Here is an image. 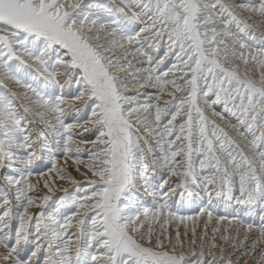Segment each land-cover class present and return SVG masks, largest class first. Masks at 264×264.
Returning a JSON list of instances; mask_svg holds the SVG:
<instances>
[{
	"label": "snow or ice",
	"instance_id": "snow-or-ice-1",
	"mask_svg": "<svg viewBox=\"0 0 264 264\" xmlns=\"http://www.w3.org/2000/svg\"><path fill=\"white\" fill-rule=\"evenodd\" d=\"M261 245L264 0H0V264Z\"/></svg>",
	"mask_w": 264,
	"mask_h": 264
},
{
	"label": "bare ground",
	"instance_id": "bare-ground-1",
	"mask_svg": "<svg viewBox=\"0 0 264 264\" xmlns=\"http://www.w3.org/2000/svg\"><path fill=\"white\" fill-rule=\"evenodd\" d=\"M118 1V0H117ZM35 182V181H34ZM261 247H264V245H261ZM257 251H259V249H257ZM239 255V254H237ZM248 264H253V261L252 260H249Z\"/></svg>",
	"mask_w": 264,
	"mask_h": 264
},
{
	"label": "rangeland",
	"instance_id": "rangeland-1",
	"mask_svg": "<svg viewBox=\"0 0 264 264\" xmlns=\"http://www.w3.org/2000/svg\"><path fill=\"white\" fill-rule=\"evenodd\" d=\"M118 2V1H117Z\"/></svg>",
	"mask_w": 264,
	"mask_h": 264
}]
</instances>
